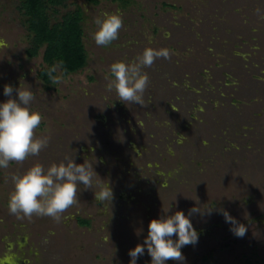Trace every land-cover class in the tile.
Wrapping results in <instances>:
<instances>
[{"label":"rangeland","instance_id":"374dc122","mask_svg":"<svg viewBox=\"0 0 264 264\" xmlns=\"http://www.w3.org/2000/svg\"><path fill=\"white\" fill-rule=\"evenodd\" d=\"M19 6L0 0V101L6 84L13 97L20 84L30 87L29 107L42 114L34 136L49 140L0 167V264H128L152 218L194 207L198 242L167 264H264V0H63L47 10L50 22L82 11L87 61L66 75L56 67L61 79L49 83L38 75L43 47L27 54L32 36ZM102 11L123 18L109 45L90 34ZM145 47L169 55L142 68V104L121 101L107 88L110 65ZM65 156L93 163L112 201L96 200V176L59 220L11 213L12 174ZM223 209L247 226L243 237ZM150 261L147 249L137 258Z\"/></svg>","mask_w":264,"mask_h":264},{"label":"clouds","instance_id":"9594fccd","mask_svg":"<svg viewBox=\"0 0 264 264\" xmlns=\"http://www.w3.org/2000/svg\"><path fill=\"white\" fill-rule=\"evenodd\" d=\"M95 30L90 34L97 45H109L118 38L123 18L120 12L102 11L93 20ZM7 42L0 39V47ZM168 49L145 47L132 61L117 60L110 65V77L107 88L114 89L121 101L143 103V93L149 81V76L142 71L144 66H150L159 56L167 57ZM58 61L49 72H54ZM59 81L61 76H53ZM8 99L0 101V167H7L12 160L23 161L29 154H38L41 148L47 146L49 138L34 136V129L41 123L42 114L29 107L34 99L30 87L20 86L15 89L6 84L3 89ZM99 176L93 163L84 160L75 162L70 156L53 162L45 168L37 162L22 173H13V191L9 195L8 209L18 216L46 215L60 219V214L77 199L78 186L93 187L94 177ZM100 177V176H99ZM101 178V177H100ZM97 190L93 191L96 200L111 202L114 196L110 183L103 179L95 181ZM170 208V206H169ZM169 208L164 210L168 213ZM207 208V207H206ZM200 211L194 207L186 215L183 210L152 218L148 224L147 235L143 243H137L129 249L131 259L128 264H137V258L143 255L145 249L151 256L150 264H167L171 258L176 261L184 259L181 251L187 244L198 242L199 233L190 219L192 212ZM230 230L238 237H243L247 226L240 223L227 209L222 210Z\"/></svg>","mask_w":264,"mask_h":264},{"label":"trees","instance_id":"16d2710c","mask_svg":"<svg viewBox=\"0 0 264 264\" xmlns=\"http://www.w3.org/2000/svg\"><path fill=\"white\" fill-rule=\"evenodd\" d=\"M63 0H20L19 9L32 36V47L27 50L29 57H33L43 47L42 61L38 75L44 83L52 81L54 72L49 69L58 61L57 65L62 74L73 73L85 66L87 55L82 42L83 29L81 22L82 11L75 9L64 15L60 21L50 22L48 9L59 5ZM96 3L98 0H88ZM115 1V0H111ZM87 224V220H79Z\"/></svg>","mask_w":264,"mask_h":264}]
</instances>
